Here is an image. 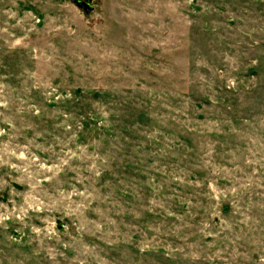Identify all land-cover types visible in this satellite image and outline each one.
<instances>
[{
	"label": "rangeland",
	"instance_id": "374dc122",
	"mask_svg": "<svg viewBox=\"0 0 264 264\" xmlns=\"http://www.w3.org/2000/svg\"><path fill=\"white\" fill-rule=\"evenodd\" d=\"M0 0V264H264V0Z\"/></svg>",
	"mask_w": 264,
	"mask_h": 264
},
{
	"label": "water",
	"instance_id": "95a60500",
	"mask_svg": "<svg viewBox=\"0 0 264 264\" xmlns=\"http://www.w3.org/2000/svg\"><path fill=\"white\" fill-rule=\"evenodd\" d=\"M74 1L78 6L82 7L84 10L91 9L92 6L90 5L91 0H72Z\"/></svg>",
	"mask_w": 264,
	"mask_h": 264
}]
</instances>
